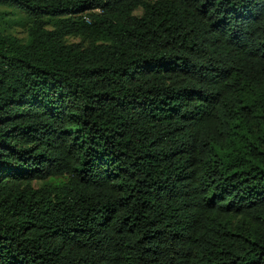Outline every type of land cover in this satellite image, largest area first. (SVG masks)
<instances>
[{
    "label": "trees",
    "instance_id": "1",
    "mask_svg": "<svg viewBox=\"0 0 264 264\" xmlns=\"http://www.w3.org/2000/svg\"><path fill=\"white\" fill-rule=\"evenodd\" d=\"M0 6V264H264V0Z\"/></svg>",
    "mask_w": 264,
    "mask_h": 264
},
{
    "label": "rangeland",
    "instance_id": "2",
    "mask_svg": "<svg viewBox=\"0 0 264 264\" xmlns=\"http://www.w3.org/2000/svg\"><path fill=\"white\" fill-rule=\"evenodd\" d=\"M0 11L3 12L0 25L4 32L11 34L20 41H24L26 38V27L21 19L22 14L15 9L3 6H0ZM132 13L139 16L141 14V9L137 8ZM66 40L68 42L78 41L75 37H67ZM31 184L33 187L41 186V182L39 181H32Z\"/></svg>",
    "mask_w": 264,
    "mask_h": 264
}]
</instances>
